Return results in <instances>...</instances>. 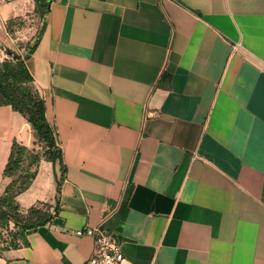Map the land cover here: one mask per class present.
Wrapping results in <instances>:
<instances>
[{"label": "crops", "instance_id": "0c3cea01", "mask_svg": "<svg viewBox=\"0 0 264 264\" xmlns=\"http://www.w3.org/2000/svg\"><path fill=\"white\" fill-rule=\"evenodd\" d=\"M34 7L0 0L3 49ZM36 39L65 173L40 162L17 201L54 216L0 264H86L101 225L128 264H264V0H56ZM15 141L32 127L0 106V195Z\"/></svg>", "mask_w": 264, "mask_h": 264}, {"label": "trees", "instance_id": "16d2710c", "mask_svg": "<svg viewBox=\"0 0 264 264\" xmlns=\"http://www.w3.org/2000/svg\"><path fill=\"white\" fill-rule=\"evenodd\" d=\"M51 2L52 0H35V9L40 20L46 15ZM22 20L23 17L8 22L10 34L15 35V32L19 31L18 22ZM37 43L38 39L32 44L29 42L21 45V48L27 50L25 56L6 49L9 59L0 60V106L9 105L21 113L31 125L35 137L32 149L18 141L14 142L4 171V177L10 182L5 192L0 195V221L13 223L15 233L8 245L2 247L0 245L1 251L26 244L27 231L47 224L54 216L49 211V205L25 210L17 201V197L25 192L36 178L40 162L46 160L53 164L59 163L63 175L65 173L63 153L57 144L53 127L47 119L44 100L33 87V77L26 66V60L33 54ZM36 145L43 147L38 149ZM27 153L31 154L32 159L26 162L24 159Z\"/></svg>", "mask_w": 264, "mask_h": 264}, {"label": "built area", "instance_id": "2783aa9c", "mask_svg": "<svg viewBox=\"0 0 264 264\" xmlns=\"http://www.w3.org/2000/svg\"><path fill=\"white\" fill-rule=\"evenodd\" d=\"M54 1L56 0H52V2ZM4 59H9V55L0 45V60ZM107 219L108 217L105 222ZM77 234L79 236H90L94 240L93 253L86 264H128V260L123 253L122 241L115 232L109 231L101 225L86 227L78 230Z\"/></svg>", "mask_w": 264, "mask_h": 264}, {"label": "rangeland", "instance_id": "374dc122", "mask_svg": "<svg viewBox=\"0 0 264 264\" xmlns=\"http://www.w3.org/2000/svg\"><path fill=\"white\" fill-rule=\"evenodd\" d=\"M40 19L37 15V9H32L31 12H29L26 16L23 17V20L18 22V29H19V33L15 34V37L21 39L19 40V43L21 45L29 43L32 44V40H34V38H36V32H37V28L39 26V22ZM22 41V42H21ZM17 52L22 54L23 56L26 55L27 50H20L17 49ZM36 147L39 149L43 147V145H40L39 147L36 145ZM33 146L30 147V149H32ZM41 151V149H40ZM31 154L27 153L26 157H25V161H31ZM22 171V170H21ZM23 172V171H22ZM49 211L52 213L51 208L49 209ZM13 233H15V229H14V224L13 223H5V221L1 220L0 221V245L2 246H6L8 245L12 239H13Z\"/></svg>", "mask_w": 264, "mask_h": 264}, {"label": "water", "instance_id": "95a60500", "mask_svg": "<svg viewBox=\"0 0 264 264\" xmlns=\"http://www.w3.org/2000/svg\"><path fill=\"white\" fill-rule=\"evenodd\" d=\"M51 211H52V213H53V212L55 211V208H52Z\"/></svg>", "mask_w": 264, "mask_h": 264}]
</instances>
